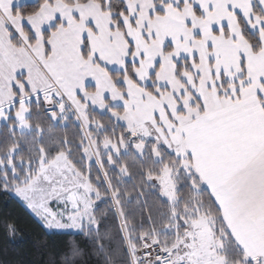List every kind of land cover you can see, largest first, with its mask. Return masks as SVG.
<instances>
[{
	"label": "snow or ice",
	"instance_id": "snow-or-ice-1",
	"mask_svg": "<svg viewBox=\"0 0 264 264\" xmlns=\"http://www.w3.org/2000/svg\"><path fill=\"white\" fill-rule=\"evenodd\" d=\"M0 192L46 264H264V0H0Z\"/></svg>",
	"mask_w": 264,
	"mask_h": 264
},
{
	"label": "trees",
	"instance_id": "trees-1",
	"mask_svg": "<svg viewBox=\"0 0 264 264\" xmlns=\"http://www.w3.org/2000/svg\"><path fill=\"white\" fill-rule=\"evenodd\" d=\"M9 217L20 229L14 238L7 237L3 228V221ZM38 238H45V234L22 202L13 194L0 192V264H46L48 254L38 251L34 244ZM47 239L55 256L63 248L62 238L49 236Z\"/></svg>",
	"mask_w": 264,
	"mask_h": 264
},
{
	"label": "crops",
	"instance_id": "crops-1",
	"mask_svg": "<svg viewBox=\"0 0 264 264\" xmlns=\"http://www.w3.org/2000/svg\"><path fill=\"white\" fill-rule=\"evenodd\" d=\"M37 0H27L28 4L35 3Z\"/></svg>",
	"mask_w": 264,
	"mask_h": 264
},
{
	"label": "rangeland",
	"instance_id": "rangeland-1",
	"mask_svg": "<svg viewBox=\"0 0 264 264\" xmlns=\"http://www.w3.org/2000/svg\"><path fill=\"white\" fill-rule=\"evenodd\" d=\"M14 195V194H13ZM15 196V195H14ZM17 199H19L18 197H16Z\"/></svg>",
	"mask_w": 264,
	"mask_h": 264
}]
</instances>
